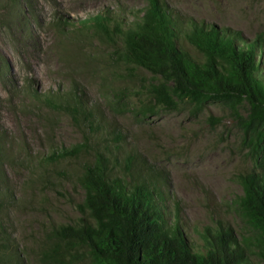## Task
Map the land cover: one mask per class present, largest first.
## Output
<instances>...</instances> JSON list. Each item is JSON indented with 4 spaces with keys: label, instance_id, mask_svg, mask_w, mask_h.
<instances>
[{
    "label": "rangeland",
    "instance_id": "rangeland-1",
    "mask_svg": "<svg viewBox=\"0 0 264 264\" xmlns=\"http://www.w3.org/2000/svg\"><path fill=\"white\" fill-rule=\"evenodd\" d=\"M15 1L9 9L11 0H0V132L12 154L5 165L7 189L19 199L6 225L28 264L39 263L55 225L82 216L76 202L84 198L79 176L87 155L45 168L36 160L85 142L89 131L81 119L46 104L75 86L96 111L103 143H122L166 174L163 189L169 204L179 203L188 241L203 244L202 235L223 223L245 244L252 264H264L259 231L241 206L244 177L264 172V144L253 150L239 124L250 104L179 97L171 106L158 103L151 94L157 83L152 73L121 61L95 29H76L93 16L135 20L148 0ZM163 1L185 18L240 32L250 42L264 34V0ZM95 142L93 137L89 144Z\"/></svg>",
    "mask_w": 264,
    "mask_h": 264
},
{
    "label": "trees",
    "instance_id": "trees-1",
    "mask_svg": "<svg viewBox=\"0 0 264 264\" xmlns=\"http://www.w3.org/2000/svg\"><path fill=\"white\" fill-rule=\"evenodd\" d=\"M15 6L16 1L11 0L9 9ZM135 12L136 19L129 22L114 16H93L76 29H95L113 45L121 61L152 73L157 83L152 85L151 94L158 103L174 105L175 97L197 102L246 100L250 112L238 117L239 124L246 143L253 150L261 149L264 34L247 41L240 32L185 18L163 0H148L144 9ZM118 41L121 52L115 47ZM189 44L202 54L201 59L189 50ZM46 104L81 119L89 133L85 142L36 157L45 168L55 161L87 155L79 176L84 198L76 202L82 216L52 228L38 264H252L245 244L239 243L223 223L202 235L203 244L187 240L179 203L169 204L170 193L163 189L166 174L140 153L125 150L122 143H103L96 132V111L89 108L78 86L54 94ZM4 137L0 132V264H28L6 225L8 211L19 199L7 189L5 165L12 154ZM93 137L96 142L90 145ZM243 184L241 206L245 218L259 231L264 256L263 170L244 177Z\"/></svg>",
    "mask_w": 264,
    "mask_h": 264
}]
</instances>
